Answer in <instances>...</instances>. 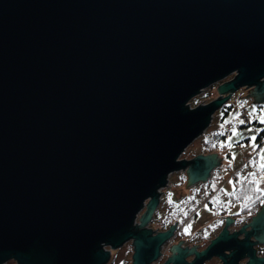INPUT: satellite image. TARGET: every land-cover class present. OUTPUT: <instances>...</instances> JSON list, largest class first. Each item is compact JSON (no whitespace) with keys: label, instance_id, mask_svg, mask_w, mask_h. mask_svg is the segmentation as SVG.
I'll use <instances>...</instances> for the list:
<instances>
[{"label":"water","instance_id":"95a60500","mask_svg":"<svg viewBox=\"0 0 264 264\" xmlns=\"http://www.w3.org/2000/svg\"><path fill=\"white\" fill-rule=\"evenodd\" d=\"M243 87L264 103V0H0V264L157 262L158 190L207 182L216 153L179 157ZM232 221L161 264H264V202Z\"/></svg>","mask_w":264,"mask_h":264},{"label":"rangeland","instance_id":"374dc122","mask_svg":"<svg viewBox=\"0 0 264 264\" xmlns=\"http://www.w3.org/2000/svg\"><path fill=\"white\" fill-rule=\"evenodd\" d=\"M232 77L229 76L226 79L219 81L212 86L202 90L196 97L195 103L201 104L205 103L208 93L215 95L218 91H216V86L224 81L229 80ZM249 89L246 87L238 89V91H235L234 94H232L231 98L228 100L230 101L232 107L229 113L226 116H223L221 114V108L218 109L212 117V120L209 124V126L204 130L202 134H200L199 137H197L195 140H193L189 146L186 147V149L182 152V154L179 157L181 159L185 160H191L194 157L198 155H204V151L201 145V140L205 138H209L212 133H224L225 137L222 140V143H225L226 141L228 143H231L233 147L231 150H229L228 147H220L218 146L216 150V154L219 158L223 159L224 163L221 164L222 174L223 175L220 180L217 182H210L209 187L211 191L205 195L207 189V186H205V183L198 182L192 188L185 187L186 183V175L184 171L179 172H173L168 176V186L162 190L161 194V200L159 201V204L156 208L157 217L155 214L152 217V221L149 222L148 227L150 228H158V225L154 223L156 219H161L164 217V214L166 212L167 204H170V201L172 203H181L182 199L192 196L196 198L201 196L203 194V202L200 204L198 209L196 210V216L189 220L186 224H183L181 222L179 227H182L183 229H180L179 234L185 233V229L190 224L191 228L187 231V233H197L200 229H203L206 224L210 223L214 218L216 213V209L214 206L217 204L215 202H212L211 204H208L207 201H212L213 197L219 196V200L226 201L227 199L230 200L224 209L221 211L223 214H227L231 217H235L239 221V225L243 224V221L250 222V217L252 215H255L254 213L250 216L246 215H238L242 209L243 206H250L254 203V200H258L259 193L256 192L255 189V181H260V178L262 176H252L250 173H255L259 171V163H264L260 159L261 155H264V153L260 152L261 148H264V141L261 146L258 145L257 141H255L256 150L253 151L252 147L249 145L252 144L251 140L249 139L251 136L259 133V130L261 129L260 126L257 128L252 125V122L257 120L260 123L261 116H264V103L262 105L252 103L253 99L247 94ZM245 96V97H244ZM192 100H190V104L192 105ZM197 99V100H196ZM246 110V112H243L245 114L252 113V115H249L250 125L247 126H241L239 123L240 120V113L242 111ZM225 121H228V123H225ZM264 124V123H261ZM223 125V127H221ZM233 127L237 130V136L233 137L231 141H228V137L231 135ZM248 129H251V131H248ZM243 145V147H241ZM235 157L233 160L232 157ZM229 161H231V167H229ZM250 161H253V163H250ZM247 166V167H245ZM237 168V169H236ZM235 173H237V178L233 180ZM183 176H185V179H183ZM239 178L240 182L236 184L237 179ZM229 181H232L231 184H229ZM248 181H254L253 183H249ZM215 188V191L213 190ZM260 188L264 190V181H260ZM220 189H224L225 192L229 193V195L225 196L223 193H220ZM248 197H251V199H248ZM260 198V197H259ZM207 200V201H206ZM264 201V198L259 199V201ZM261 201V204L263 202ZM208 205L207 209L205 208V205ZM210 205H213L210 206ZM261 207V205H260ZM259 207V208H260ZM146 208L142 209L141 212L138 214L136 218V223L139 222V218L144 213ZM257 212V211H256ZM255 212V213H256ZM198 213V215H197ZM173 224V223H172ZM236 228V227H234ZM166 230V229H165ZM246 230H250V227H248ZM164 231V230H160ZM183 231V232H182ZM216 231V230H215ZM215 231L211 233V231H207V236L205 239H203L202 244L208 243L209 239L213 237L215 234ZM202 234V233H201ZM174 238V241L175 242ZM131 241H128L125 243L122 247L118 249H112L110 254V263L113 264H119L120 262H123L125 260H130V243ZM132 243V242H131ZM168 242L164 245V250L167 249ZM203 245V246H204ZM259 246H263L264 244H260ZM107 249H110L107 247ZM108 263L106 264H109ZM5 264H16L13 260L7 261ZM207 264H213L207 263Z\"/></svg>","mask_w":264,"mask_h":264},{"label":"trees","instance_id":"16d2710c","mask_svg":"<svg viewBox=\"0 0 264 264\" xmlns=\"http://www.w3.org/2000/svg\"><path fill=\"white\" fill-rule=\"evenodd\" d=\"M217 96V94L213 95L208 93V96H207V99H206V102L212 100L213 98H215ZM197 100V99H196ZM230 102V101H229ZM227 102L226 104H224L222 107H221V114L223 116H226L229 111L231 110V103ZM197 105V103H195V99H193L192 101V105L190 104V106H195ZM243 112H246V110L242 111L239 115L241 116L243 114ZM248 115V121H245V124L241 125V126H247V125H250V120H249V113H247ZM250 121V122H249ZM252 125L254 127H258L260 126L261 129L259 130V133L257 134L256 136V141L258 143L259 146H261L263 144V141H264V124H261L259 123L257 120L253 121L252 122ZM213 135H211L209 138H205L203 140H201V145H202V148H203V151H204V154H209V153H216V148L218 146L221 145L222 143V140L224 139L225 137V134L223 133V135H220V133H212ZM255 176L258 177V176H264V170H260L255 172ZM220 175H218V173H216V171H213V173L211 174L210 178L207 180V182L205 183V186H207V191L205 193V195L208 193V191L210 192L211 189L209 187V184L210 182H217L218 180H220ZM237 178V173H235V176L233 178V180H235ZM183 179H185V176H183ZM249 182V181H248ZM236 184L237 181H236ZM219 191V190H218ZM264 197H260L259 199H262ZM203 194L199 197L195 196L192 197V196H189V197H186L184 199H182V202L181 203H172L170 202V204L168 205L167 204V207H166V212L164 214V217H162L161 219H156V221H154V223L156 225H158V229L159 230H165L167 229L172 223L176 222V221H179L183 224H186L189 220L193 219L195 216H196V210L198 209V207L200 206V204L203 202ZM258 200H254V203L251 204L250 206L248 205L247 207L246 206H243L240 213L238 214L239 216L240 215H252L253 213L255 214V212L259 209L260 205H261V201ZM207 201V200H206ZM220 202L217 203L214 208L216 209V213L219 215V214H223V212L221 211L222 209H224V207L226 206V204L230 201V200H226V201H221L219 200ZM208 204H211L210 201H207ZM178 206V207H177ZM213 207V205H210ZM186 213V215H185ZM225 214V213H224ZM157 212H155V216L157 217ZM219 228V225L213 227V228H209L207 225H205V227H203V229H201L199 232L202 233L200 234V237L202 239H205L206 238V234H207V231H211V233L213 231H217ZM183 229V228H182ZM183 232V231H182ZM264 255V251L262 253ZM109 264H113V263H110L109 261ZM119 264H132L131 263V260H125L123 262H120Z\"/></svg>","mask_w":264,"mask_h":264},{"label":"flooded vegetation","instance_id":"af4514ba","mask_svg":"<svg viewBox=\"0 0 264 264\" xmlns=\"http://www.w3.org/2000/svg\"><path fill=\"white\" fill-rule=\"evenodd\" d=\"M227 217H231V216H229L227 214H219V215L215 214V218L210 223L206 224L209 228H213V227L219 225L218 230L215 231V234L213 235L212 238L209 239V241L211 239H214V237H216V235L221 230V228H223V226L226 224V218ZM231 218H233V221L231 223H229L228 227H227V229H228V231L230 233L233 232V231H236V229L239 230L241 225H242V224L241 225L238 224L239 221H236L237 219L235 217H231ZM176 222H178V226H177V229H176L171 241L168 242L167 249L166 250L163 249L164 245H165L164 244L162 249H161V251H162L161 252V256H160V258L158 259L157 262H154V264H161L162 262H165L166 258L171 255L170 248H171L172 244H176L179 241L183 242L182 244H183L184 247H188V248H191V249L195 248L198 251L203 250V248L206 247V245L208 244V243H206L204 245V244L201 243V242H203V239L200 237L201 233L199 232L201 229L197 233H194V234L193 233H187V232H185V233L183 232V233L179 234L180 229H182V227H179L180 226L179 221H176ZM243 223H245V221H243ZM234 227H236V228H234ZM151 229H152V231L153 230L160 231L158 228H151ZM206 236H207V234H206ZM240 237H242V235H240ZM174 238H176L175 242H173ZM129 243H130L129 249L131 251V253H130V257H131V255H132V246H131V242H129ZM259 245L260 244H257L254 247L255 250H256V254L258 255V257L259 256L260 257H264V255L262 254L263 251H264V247L263 246H259ZM211 262L213 264H218L219 260L216 259V258H212V259H209L208 261L206 260V262H204V264L211 263ZM240 263H245V260H240Z\"/></svg>","mask_w":264,"mask_h":264},{"label":"snow or ice","instance_id":"6c2138e0","mask_svg":"<svg viewBox=\"0 0 264 264\" xmlns=\"http://www.w3.org/2000/svg\"><path fill=\"white\" fill-rule=\"evenodd\" d=\"M249 115L251 116L252 113L250 112ZM249 122H250V121H249ZM225 123H228V121H225ZM239 123H240L241 125H243V124H245V121H244L243 119H240V120H239ZM260 123H264V116H261V118H260ZM221 127H223V125H221ZM248 131H251V129H248ZM220 135H223V133H220ZM236 136H237V130H236L235 127H233L232 132H231V135L228 137V141H231L232 138H233V137H236ZM249 139H250L251 142H252V144L249 145V146L252 147L253 151H255V150H256V145H255L256 136L253 135V136H251ZM220 147H228L229 150H231V148L233 147V145H232L231 143H228V142L226 141L225 143L221 144ZM241 147H243V145H241ZM260 152H261V153H264V148H261V149H260ZM232 159L234 160L235 157L233 156ZM260 159H261L262 161H264V155H261V156H260ZM250 163H253V161H250ZM229 167H231V161H229ZM245 167H247V166H245ZM259 169H260V170H264V163H259ZM250 175L255 176V173H250ZM260 181H264V176H262V177L260 178ZM260 181H255V182H254V181H249V183H253V182H254L255 185H256L254 190H255L256 192L259 193V197H264V190H262V189L260 188ZM239 182H240V180H239V178H238V179H237V183H239ZM231 183H232V181H229V184H231ZM213 190L215 191V188H213ZM219 191H220V193H223L225 196L229 195V193L225 192L224 189H220ZM259 197H258L257 199H259ZM248 199H251V197H248ZM170 202H171V201H170ZM212 202L219 203V202H220V201H219V196L213 197V200L210 201V203H212ZM262 202H264V201H262ZM177 207H178V206H177ZM207 207H208V205L206 204V205H205V208L207 209ZM185 215H186V213H185ZM197 215H198V213H197ZM190 228H191V225L189 224V225L187 226V228L185 229V231L187 232Z\"/></svg>","mask_w":264,"mask_h":264},{"label":"built area","instance_id":"2783aa9c","mask_svg":"<svg viewBox=\"0 0 264 264\" xmlns=\"http://www.w3.org/2000/svg\"><path fill=\"white\" fill-rule=\"evenodd\" d=\"M240 119H243L244 121H248V115L245 114V113H243V114L240 116ZM217 173H218V174H221V171H220V170H217ZM167 186H168V183H167V185H166L164 188H166ZM164 188H161V189L158 190V192L160 193L159 201L161 200V194H162V190H163Z\"/></svg>","mask_w":264,"mask_h":264},{"label":"crops","instance_id":"0c3cea01","mask_svg":"<svg viewBox=\"0 0 264 264\" xmlns=\"http://www.w3.org/2000/svg\"><path fill=\"white\" fill-rule=\"evenodd\" d=\"M224 163V161H222V164ZM237 169V168H236ZM220 177H222V176H220ZM206 183V182H205ZM194 186V185H193Z\"/></svg>","mask_w":264,"mask_h":264}]
</instances>
